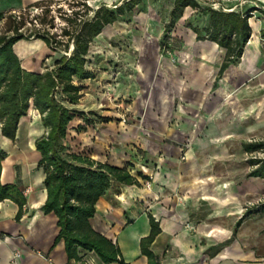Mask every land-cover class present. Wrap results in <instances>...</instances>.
<instances>
[{"label": "crops", "instance_id": "1", "mask_svg": "<svg viewBox=\"0 0 264 264\" xmlns=\"http://www.w3.org/2000/svg\"><path fill=\"white\" fill-rule=\"evenodd\" d=\"M243 1L223 4L247 8ZM251 1L264 9V0ZM21 5L22 1L10 10ZM248 21L251 35L243 53L221 75L222 47L198 39L188 27L185 40L172 47L177 61L167 55L160 58L159 43L152 47L151 54L140 59L143 67L151 66L147 78L141 73L147 83L141 94L130 92L126 117L115 102L100 106L89 100L80 106V98L89 93L82 83L94 74L75 81L81 95L75 105H67L75 111L65 137L69 150L128 172L134 179L130 183L112 179L88 219L95 232L117 247L113 261L105 262L80 246L69 254L64 239L58 237L57 215L42 209L47 188L36 140L45 127L38 110L31 105L19 118L13 138L0 129V182L13 184L23 197L21 207L12 198L0 200V264H148L140 241L150 232V216L160 229L151 243L159 264H264V212L244 215L254 206L244 201L243 188L228 180L215 184V174L199 163L202 151L216 144L213 129L225 127L222 104L232 69L242 63L253 69L264 50L259 33L262 14L254 10ZM20 40L13 49L22 66L42 71L37 58H28L36 48ZM127 91L124 85L117 94L122 102Z\"/></svg>", "mask_w": 264, "mask_h": 264}, {"label": "trees", "instance_id": "2", "mask_svg": "<svg viewBox=\"0 0 264 264\" xmlns=\"http://www.w3.org/2000/svg\"><path fill=\"white\" fill-rule=\"evenodd\" d=\"M139 1L125 0L114 7L101 4L96 8L86 0L77 1L78 8L71 9L69 13L59 11L64 23L56 30H53L56 28L55 14L51 12V4L55 0H34L24 10L0 12L1 133L13 138L19 118L31 105L38 110L45 127L43 135L36 140V148L41 153L39 165L45 171L47 188L42 209L57 215L58 237L64 239L69 254L80 246L95 251L105 262L115 260L118 249L105 236L95 232L88 219L95 213V202L110 186L112 179L127 183L134 179L128 172L69 150L65 137L75 111L57 98L56 92L60 90L71 103L77 101L81 86L75 81L93 75L86 67L90 44L106 25L130 12ZM202 1L206 0H173L164 29L174 26L187 6L205 15L207 18L201 27L188 25L198 39H209L222 47L224 53L218 69V75H221L226 68L236 64L243 53L251 35L248 18L257 10L264 20V9L261 6L231 8L223 3L214 7ZM34 6L40 11L32 14L29 9ZM259 33L264 38V26ZM33 37L42 39L53 51L62 50L53 65L42 71L24 68L13 49L17 40ZM243 148L246 152L263 153L248 159L252 168L247 175L264 177V140L243 142ZM3 198L14 199L20 207L23 204V197L13 184L0 182V200ZM251 211L264 212V203L247 209L244 215ZM149 220L150 232L141 238V251L147 255L148 264H159L151 243L160 229L154 218L150 216Z\"/></svg>", "mask_w": 264, "mask_h": 264}, {"label": "rangeland", "instance_id": "3", "mask_svg": "<svg viewBox=\"0 0 264 264\" xmlns=\"http://www.w3.org/2000/svg\"><path fill=\"white\" fill-rule=\"evenodd\" d=\"M21 1V7L13 11L24 10L28 2L34 0H0V12L21 4ZM77 1L81 0H55L51 4V12L55 14L56 23V28L53 30L59 29L64 23L61 15H58L59 11L69 13L71 9L78 8L75 3ZM123 1L125 0H86L94 8L101 4L114 7ZM172 1L140 0L130 12L106 25L94 38L88 50L89 61L86 66L94 75L92 79H86V83H82L83 91L88 90L89 93L80 98V106L89 100L99 101L97 104L100 106H107V104L113 106L115 102L116 106H119L117 108H121L122 116L126 117L129 114L125 111V103L132 97L130 92L141 94L147 83H144L145 76L141 77V73L147 78L151 71V66L145 68L140 65L142 56L151 54L152 47L156 48L159 43L160 58L167 55L171 60L177 61L178 53L172 48L173 45L177 46L176 43H182L185 40L184 30L187 27L191 29L188 24L201 27L207 17L200 11L187 6L181 16L176 19L174 26L165 30L164 25L169 20ZM225 2L228 0L202 1L203 4H212L214 7H219ZM242 3L247 7L255 4L251 0H244ZM79 7L82 8L81 5ZM29 10L34 14L38 13L40 8L34 6ZM26 24L31 27V23ZM21 42L33 44L32 46L36 49L28 58L31 61L33 57L37 58V63L43 70L51 67L54 59L62 52V50H51L40 38H22ZM41 57L42 60L39 62ZM258 63L251 70L247 69L244 63L232 69L227 98L224 99L226 104H222L223 116L226 119L225 127L213 129L212 137L215 138L216 144L205 148L199 156V163L215 174V184H222L223 181L228 180L230 184L235 183L241 186L245 191L244 201L249 206L264 203V179L259 177L255 180L247 175L252 168L248 159L255 155L261 156L263 153L261 151L246 152L243 148V142L264 140V50L261 51ZM125 77L129 78V81ZM142 78H144L143 81ZM131 83H135L138 87L135 88ZM123 84L125 91L128 90L124 102L117 95L123 88ZM56 96L66 105H75L69 102L60 90L56 92ZM140 101L138 98V104L135 105L137 111ZM130 115L133 116V114Z\"/></svg>", "mask_w": 264, "mask_h": 264}, {"label": "built area", "instance_id": "4", "mask_svg": "<svg viewBox=\"0 0 264 264\" xmlns=\"http://www.w3.org/2000/svg\"><path fill=\"white\" fill-rule=\"evenodd\" d=\"M145 184H146V186H149V181L147 180V181H145ZM28 189H29V187H26L24 190H23V194H26L27 193V191H28ZM15 256L17 257V256H19V253H15Z\"/></svg>", "mask_w": 264, "mask_h": 264}]
</instances>
